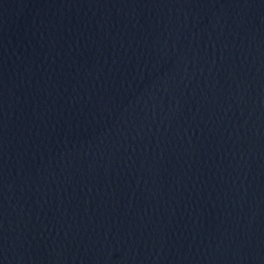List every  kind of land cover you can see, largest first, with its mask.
<instances>
[{
  "label": "water",
  "instance_id": "water-1",
  "mask_svg": "<svg viewBox=\"0 0 264 264\" xmlns=\"http://www.w3.org/2000/svg\"><path fill=\"white\" fill-rule=\"evenodd\" d=\"M0 264H264V0H0Z\"/></svg>",
  "mask_w": 264,
  "mask_h": 264
}]
</instances>
